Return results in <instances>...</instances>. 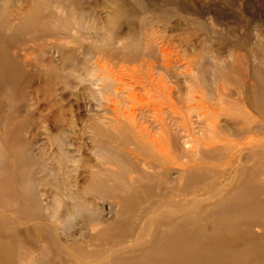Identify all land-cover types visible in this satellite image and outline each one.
<instances>
[{
    "label": "rangeland",
    "instance_id": "1",
    "mask_svg": "<svg viewBox=\"0 0 264 264\" xmlns=\"http://www.w3.org/2000/svg\"><path fill=\"white\" fill-rule=\"evenodd\" d=\"M166 45L192 68L189 82L181 70L164 74L175 85V103L192 93L213 95L223 76L242 91L235 97L251 113L242 118L264 126L257 100L263 89L257 83L254 93L251 84L264 77V0H0V264H255L264 258L240 244L230 246L240 254L205 255L226 241L264 235V222L227 230L211 217L214 206L232 201L249 166L260 169L255 180L264 183L263 129L251 131L258 147L248 162H226L229 149L220 151L221 161L202 152L181 160L196 170L188 188L180 173H162L168 165L130 144L128 133L115 132L111 101L118 99L96 81L97 73L125 56L154 60ZM211 56L223 61L213 72ZM230 134L222 130L224 142L242 139ZM107 136L137 164L97 156V140ZM120 167L123 176L115 173ZM108 178L119 184L124 178L122 188L139 199L134 208L116 215L112 204L127 192L112 193ZM141 182L153 185L148 196L138 189ZM181 219H191L185 231L201 229L205 238L154 247ZM232 219L243 224L247 217ZM258 246L264 251V242Z\"/></svg>",
    "mask_w": 264,
    "mask_h": 264
},
{
    "label": "bare ground",
    "instance_id": "2",
    "mask_svg": "<svg viewBox=\"0 0 264 264\" xmlns=\"http://www.w3.org/2000/svg\"><path fill=\"white\" fill-rule=\"evenodd\" d=\"M172 50L169 45H166L156 52L154 60H146V58L145 60H139V62L133 56H125L120 62L106 66L102 74H98V72L96 81L100 82L104 87L110 86L109 95L118 99L116 103L115 100L111 99L112 104H115V107L112 109L114 111V117L113 120L111 119V123H114L117 129H114L115 132L128 133L131 136L130 144L141 149L143 154L145 153L147 156L160 160L165 166L168 165L167 169L165 167L162 169V173H164L163 171L169 175L180 173V177L182 176L181 184L185 188H188L191 185V181L195 178L194 173H196V170L191 168L189 164L183 162H189L191 154H199V152L205 153L206 155L212 154L215 155V160L221 161L222 156L220 151L229 149L227 151L228 153H226L228 156L226 162H232L234 159L248 162L255 155V150L258 147L256 144L257 139L251 134V131L256 128H261L264 131V126L256 125L253 117H248L249 119L242 118L245 115L247 104L243 99L241 102V98L235 97V95L242 96V91H238L239 88L237 85L235 88L233 86L232 89V84L223 81V76L219 77L220 81L217 82L218 88L213 95H209V97L203 95V97H200L192 93L186 101L181 100L180 104L175 103L172 96L174 89H176L175 85L173 89V86L166 81L164 74H169L173 70H181V74L185 76L186 82H189L188 79L191 78L192 68L189 64L183 63L186 62L184 61L185 58L180 63L179 57L175 56ZM235 57L237 58V56ZM208 60V68H211L212 72L217 70L218 63L223 62L214 56L209 57ZM235 62L238 67L239 61L236 60ZM235 68L236 66H234V72L237 73L238 71ZM232 75L231 71H225V79L232 80ZM242 75H244L243 81L251 82L248 80L251 77L250 74L242 73ZM257 83H260L261 85H259L263 89L259 92L257 100L262 109H264V77L261 81L258 78L257 81L252 80L251 84L254 93L255 87L258 86ZM99 91L102 93V89ZM247 114L251 115V113ZM222 130H228L234 136L242 139L239 143L224 142L222 138L223 134L221 135ZM107 137H109L107 140L102 138L97 140V148H100L102 151L97 152V156L102 158L108 157L110 160L126 158L132 164H137L138 161L129 152L122 153L118 150L117 153V148L113 149L109 144H114L113 141H110L111 137ZM112 146L116 147L115 144ZM184 159L187 161L182 162L181 160ZM259 170L257 166H249L246 170L247 172H244L241 176V186L233 193L232 201L222 202L221 205L213 207L215 210L212 211L211 217L217 218L222 223L221 226L223 229L231 230L234 228L241 231V229L245 230L247 226H253L259 221L263 225L264 197L259 195L264 190V183H258L255 180L256 173ZM118 172L122 173L121 176L126 173L121 167L117 172L115 171L116 174ZM121 180L124 181V178ZM121 180L120 184L114 178L104 180V182L108 181L111 185V187L108 186V189L112 193L114 191H120V193L127 192L124 199L118 200L119 202L116 201V203L113 202L112 204L116 215L134 208L133 206L139 200L134 192L128 193V190L122 188ZM129 181L134 182L135 180L131 177ZM166 181L171 182L168 179ZM137 187L138 189H142L147 196L153 191V185L147 184L146 182H141ZM111 196L114 197V194ZM118 198L120 197L118 196ZM238 215L239 218L241 216L247 217V220L243 224L238 222L234 223L232 218ZM181 221L177 222L176 225L174 224L173 235L162 233L156 237L153 242L154 247H158L163 243L165 249L170 244L190 243L191 240L205 238L204 234L201 233V229L196 233L185 231L187 229L184 230V228L189 221L187 219H181ZM168 239L171 242L165 245L169 242ZM226 242L222 244V248L216 250L218 253L212 251L205 255L208 257L210 255L214 257L224 255L228 257L237 252L234 249H230V246H233V244L235 246L240 244V248L244 247L242 250L250 251V253L252 252L258 257L264 253L262 247L258 246V244L261 245L264 242V235L260 237H238L234 242ZM254 242L257 243V246L254 244L255 246L251 249L249 246ZM240 253L242 252H237V254ZM255 264H264V258L256 260Z\"/></svg>",
    "mask_w": 264,
    "mask_h": 264
}]
</instances>
